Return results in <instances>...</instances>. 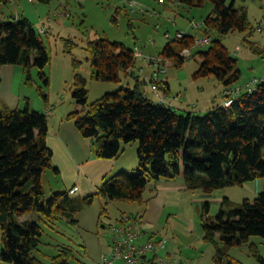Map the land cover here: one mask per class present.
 Listing matches in <instances>:
<instances>
[{
	"label": "trees",
	"instance_id": "obj_1",
	"mask_svg": "<svg viewBox=\"0 0 264 264\" xmlns=\"http://www.w3.org/2000/svg\"><path fill=\"white\" fill-rule=\"evenodd\" d=\"M10 1L0 0V4ZM172 1L201 7L204 0ZM208 1L212 11L203 21L202 35L209 36L211 41L196 50L200 64L194 76L213 77L222 85L223 100L227 97L222 94L223 90L236 85L241 71L221 38L231 32L243 33L245 45L256 54L263 52L250 40L254 29L248 21L246 8H236L234 0L230 5L227 0ZM193 42L191 35H185L180 41L170 40L160 54L181 65L188 57L181 56V50L191 47ZM86 52L93 80L119 82L120 75L125 74L134 82L132 87L107 93L87 104L85 79L78 73L74 75L73 97L82 109L69 113L67 119L73 120L79 134L90 142L92 156L114 159L120 153L121 143H137L136 173L120 172L105 180L94 194L105 200L99 218L107 215L106 206L110 201L142 204L147 184L163 179L180 176L188 191L201 190L210 195L264 177L261 154L264 79L256 91L242 93L229 107L222 108L219 103L204 115L182 113L175 107L157 103L155 98L140 90L138 77L127 75V69L135 62L133 49L100 38L87 42ZM73 62L74 67L79 66V62ZM47 63V52L27 19L17 16L0 23V67L20 65L29 80V68L36 66L46 84L43 69ZM160 85L167 87L164 79L157 83L159 89ZM39 95L46 101L42 91ZM48 129L46 114L29 112L28 108L10 110L0 104V259L9 264H42L32 255L40 244L43 231L40 223L50 227L64 220L76 225L78 212L95 197L74 199L69 192H63L45 199L41 177L45 170L51 169L52 158L45 142ZM202 206L203 240L212 245L216 264H233L228 249L248 241L249 237L264 239V189L253 201L244 199L241 203H233L224 198L214 217L209 215L207 202ZM27 214L37 215V219L19 221V217ZM249 250L264 264L255 244H250ZM73 258L70 247H61L49 264H69Z\"/></svg>",
	"mask_w": 264,
	"mask_h": 264
},
{
	"label": "rangeland",
	"instance_id": "obj_2",
	"mask_svg": "<svg viewBox=\"0 0 264 264\" xmlns=\"http://www.w3.org/2000/svg\"><path fill=\"white\" fill-rule=\"evenodd\" d=\"M230 1L227 0V5H230ZM130 2L135 3V6L131 7ZM240 6L246 8L248 21L254 29L250 40L256 42L263 53L256 54L249 45H245L243 33L231 32L221 38V43L237 60V66L241 71V78L236 86H242L252 77L260 78L264 75V0H235V7ZM211 11L212 5L208 0H204L201 7L177 4L172 0H163V3H159V0H50L48 2L12 0L0 4V23L10 21L12 17H24L31 24L32 30L39 37L48 55V63L43 69L46 84L39 76V69L36 66L29 68V80L25 72L17 80L16 89L20 99L18 109L28 108L29 112L46 114L48 122L51 120L54 125L60 122L74 125L73 120L67 119V116L73 111L82 109L73 97L75 90L73 80L76 73L85 79L87 104L107 93L132 87L133 78L126 77L125 74L120 75L119 82H100L92 79L93 70L87 60L86 45L87 42L100 38L117 42L126 49H133V53L136 49L142 53V57L136 59V66L143 68L138 74L140 78L138 85L141 91L146 92L148 88L143 78L149 74L151 68L144 58L161 56L164 46L175 38L177 33L191 35L194 40L202 39L203 21ZM196 25H200L199 28L195 27ZM257 28L263 31L257 32ZM197 49H194L181 65H177L172 58L166 59L161 56L167 65L166 74L163 76L167 78L169 85L168 97L179 107L180 112L204 115L220 102L222 85L213 77L194 76L200 64L199 57L195 55ZM74 60L79 62L78 67H74ZM139 71L140 69H136V72ZM148 83L151 87V82ZM165 90L163 85H160V89L158 87V91L162 94ZM40 91L46 96V101L39 95ZM0 103L8 104L6 99L0 100ZM14 109L17 108H10V110ZM81 139L85 143L88 141L82 136ZM261 154L264 160V146L261 148ZM114 160L112 170L101 180L102 183L120 172L130 175L136 173L137 143H121L120 153ZM56 167L51 165V169L42 173L41 184L46 193L45 199L54 193L69 192L68 185L63 181L64 174H59ZM53 168L57 172L53 171ZM259 179L264 181V177ZM150 185L151 183L147 184L143 199L148 198ZM228 188L230 190L227 191V196L232 201L241 203L244 199L253 201L264 186L255 194L243 192L237 186L234 189ZM200 191L186 194L190 195L188 203L183 202L186 206L181 203L178 207H169L165 210L158 228V233L162 235L160 239L166 242L164 249L160 250V255L168 252L181 264H216L213 260L212 245L203 240L200 226L203 202ZM94 196L92 203L84 206L76 215V225H70L64 220H58L50 227L40 223L43 231L40 244L32 254L34 258L42 264H49L59 248L70 247L74 258L69 264H98L104 244L108 246L111 243L112 234L106 227L107 224L113 223L121 216L120 214H128L130 219L138 218L134 214L145 206L144 203L108 202L107 215L102 222L106 227L104 232L97 224V220L99 221L105 200L100 196ZM70 197L82 199L86 196L76 193ZM181 197L185 196L179 195V198ZM214 206H217V203L209 201V215L213 217L217 215L219 209ZM23 219L36 220L37 215L27 214ZM250 244L257 246L264 262V239L251 236L248 241L228 249L227 254L233 264H262L251 255ZM0 264L9 263L0 259Z\"/></svg>",
	"mask_w": 264,
	"mask_h": 264
},
{
	"label": "crops",
	"instance_id": "obj_3",
	"mask_svg": "<svg viewBox=\"0 0 264 264\" xmlns=\"http://www.w3.org/2000/svg\"><path fill=\"white\" fill-rule=\"evenodd\" d=\"M234 6H235V0H234ZM240 7H244V6H240ZM139 57H142V53L141 56ZM158 57L160 59L162 58L161 56ZM150 58L153 57H146L144 58V60L146 61V59H150ZM136 59L133 65L132 75L136 74V77L139 78L138 74L141 73L143 68L138 65L136 66ZM148 66L151 68V70L149 74L145 75V77L143 78L148 88L147 91L144 93L146 95L151 96L152 98H155L151 88H149L150 84L148 83V81L150 82L151 80V75L155 70V68L149 63ZM136 69H140V71L136 72ZM23 72L24 69L20 65H3L0 67V78H1L0 100L3 101L6 99L8 104L4 106H6L8 109L10 108L12 109V107L19 108L20 106V99L18 96V91L16 89V84H17V80L19 79V77L22 76ZM260 78L264 79V75H262ZM162 79H164V81H166L167 84L166 87L167 91H165L163 94L165 96H169L168 93L169 85L166 80L167 78H164L163 76ZM173 105L178 111H180L177 105H175L174 103ZM45 142H46V146L50 149L53 156V158H51L52 159L51 161L53 162V163L51 162V165H56L59 174H64L63 181L68 185L67 187L69 189L70 196L75 195L76 193L86 197L87 195L88 196L94 195L97 192L98 188L101 186L102 183L101 180H103L105 175H107V173H109L114 166V162H115L114 159L94 158L91 153L90 142L87 141V143H85L81 139V135L76 130L75 126L70 125L68 122L67 123L60 122L57 123V125H54L50 120L49 129ZM55 157H57V159H55ZM263 186H264V181L260 180L259 178H256L251 182L244 183L242 186H237V187L242 189L243 192H249L251 194H255L258 193ZM230 188L234 189L235 186ZM228 190L230 189L227 187L223 190L213 192L210 195L199 190L201 192L200 193L201 201L203 203L207 202L208 204L209 201H213L214 203H217V206L214 207H219V208L224 198L228 199L230 202L237 203L232 201L227 196L226 193ZM188 192L191 191H188L185 188L183 180L180 176L175 177L173 179H163L158 182L152 183L150 185L149 196L147 199L144 198V202H143L145 205L144 208L136 211V213L134 214L138 216L137 218L138 222L135 224V226L138 230L143 232L144 235L143 240L160 239L162 235L158 233L159 222L161 221V218L165 210L169 207H178L183 202L188 203L190 199V195H186L188 194ZM179 195H184L185 197L179 198ZM211 196L212 198H210ZM207 199H209V201ZM185 203H183L182 205L186 206ZM120 215L122 217L130 216L128 214H120ZM120 217L117 218L113 223H108L107 226L109 224L116 223L117 220L120 219ZM103 218L104 217L99 218V221L97 220V224L103 229L104 232H106L105 228L107 226L105 227L102 224ZM24 220L25 219H23V216L19 217V221H24ZM109 246L110 245L107 246V244H104V247L101 249V256L109 250ZM101 256L99 258V261L97 262L98 264L101 261Z\"/></svg>",
	"mask_w": 264,
	"mask_h": 264
},
{
	"label": "built area",
	"instance_id": "obj_4",
	"mask_svg": "<svg viewBox=\"0 0 264 264\" xmlns=\"http://www.w3.org/2000/svg\"><path fill=\"white\" fill-rule=\"evenodd\" d=\"M130 4L131 7L135 6L133 2H130ZM199 26L196 25L195 27L199 28ZM184 36L182 33H177L175 38L171 40L180 41ZM210 41L211 38L209 36L194 40L191 47L181 50L180 55L189 56L194 49L206 47ZM139 56H141V52L136 49L133 57L136 59ZM146 61L155 68L151 75L153 82L150 88L155 96L156 102L168 107H174L173 100L168 96L160 94L157 89V83L163 81V75L166 74L167 65L159 57L146 59ZM132 72L133 66L129 67L126 71L127 74H132ZM261 81L262 78L253 77L243 83L242 86L234 85L224 89L222 94L227 97L220 102V107L225 108L231 106L238 101L242 93L256 91ZM137 222V218L130 219L128 216H123L118 222L107 226L112 234L111 243L109 250L101 256L99 264H181L177 258L166 253L165 255H160V250L165 247L166 242L164 239L143 240V232L135 226Z\"/></svg>",
	"mask_w": 264,
	"mask_h": 264
}]
</instances>
